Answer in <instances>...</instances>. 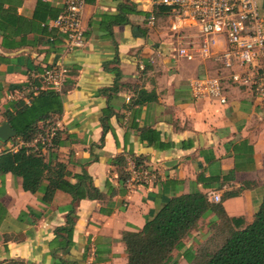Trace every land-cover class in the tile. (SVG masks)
Wrapping results in <instances>:
<instances>
[{"label": "crops", "instance_id": "obj_1", "mask_svg": "<svg viewBox=\"0 0 264 264\" xmlns=\"http://www.w3.org/2000/svg\"><path fill=\"white\" fill-rule=\"evenodd\" d=\"M139 1L89 0L81 13L84 45L66 53L61 35L43 26L63 0H0V123L21 101L18 91L32 73L64 68L62 111L51 119L58 124L52 163L65 166L71 184L87 176L100 194L71 204L56 191L42 204L19 178L0 176V262L53 264L48 245L54 242L52 252L64 264H126L122 233L140 230L165 202L192 192L210 204L216 203L208 195H218L231 230L251 223L264 190V96L233 84L212 58H174L169 38H160L162 19L148 29L142 14L119 16L122 5L146 13ZM255 3L264 33V0ZM216 75L225 103L194 100L189 81ZM19 143H0V153ZM135 162L158 178L135 183ZM71 205L72 245L56 252L64 237L56 231ZM218 224L213 212L198 219L182 248L171 252L176 264L212 249Z\"/></svg>", "mask_w": 264, "mask_h": 264}, {"label": "trees", "instance_id": "obj_2", "mask_svg": "<svg viewBox=\"0 0 264 264\" xmlns=\"http://www.w3.org/2000/svg\"><path fill=\"white\" fill-rule=\"evenodd\" d=\"M119 10L120 17H123V14H142L144 20L147 17L146 13L135 12L131 6L122 5ZM165 11L159 7L155 16L158 17ZM33 84L37 85V82ZM27 100V103H15L14 111L4 114L6 122L15 132V137L11 139L13 145L19 141H31L38 133V123L50 121L62 111L60 91L42 89L35 95H27ZM56 139L57 136L52 140L51 147L45 151L47 160L41 152L33 151L29 147L21 146L14 151H1L0 176L9 173L19 178L21 189L30 194H40L39 202L42 204H48L56 191L70 196L71 204L84 199L98 200L100 194L91 185L90 178L84 175L75 176V183L71 184L67 181L70 175L65 166L56 161L52 163V150L58 146ZM135 169L141 171L149 167L135 162ZM121 175L120 180L125 182L127 176ZM209 212H213L219 220L218 226L215 227V239H219L213 243L212 249L205 247L194 257H185L188 264H264V190L251 223L239 231L229 228V219L218 203H208L206 196L199 192L171 198L151 217L145 218L140 230L122 233L121 242L126 254V264H176L171 252L182 248V239L195 228L198 219ZM73 213L71 205L65 217V225L57 228L56 233H62L64 237L55 244L56 252H63L72 245V220L75 218ZM53 244L48 245L53 264H64L62 259L53 254Z\"/></svg>", "mask_w": 264, "mask_h": 264}, {"label": "built area", "instance_id": "obj_3", "mask_svg": "<svg viewBox=\"0 0 264 264\" xmlns=\"http://www.w3.org/2000/svg\"><path fill=\"white\" fill-rule=\"evenodd\" d=\"M89 0H63L59 13L43 26L61 35L64 52L81 49L84 45L81 29V13ZM146 11L144 20L148 29H153L160 18L165 22L166 37L170 39L173 57L192 61L195 55L212 58L222 70L228 71L227 78L236 85L252 87L260 98L264 96V33L263 20L259 16L255 0H141ZM166 11L155 16L157 8ZM191 31V36L184 31ZM175 44L177 46L174 48ZM212 51H220L213 53ZM67 71L61 67L44 68L32 73L18 91V99L27 100L42 89L61 90ZM222 77L219 75L189 81V90L194 100L207 99L222 105L225 103ZM33 82H37L34 85ZM58 133L55 120L46 121L38 128L29 148L42 152L51 147ZM11 149L21 146V142ZM158 178L155 169L135 171L133 180L137 184L152 183ZM212 203H218L216 194L208 195Z\"/></svg>", "mask_w": 264, "mask_h": 264}, {"label": "water", "instance_id": "obj_4", "mask_svg": "<svg viewBox=\"0 0 264 264\" xmlns=\"http://www.w3.org/2000/svg\"><path fill=\"white\" fill-rule=\"evenodd\" d=\"M15 132L11 129L7 122L0 123V143H4L13 139Z\"/></svg>", "mask_w": 264, "mask_h": 264}, {"label": "rangeland", "instance_id": "obj_5", "mask_svg": "<svg viewBox=\"0 0 264 264\" xmlns=\"http://www.w3.org/2000/svg\"><path fill=\"white\" fill-rule=\"evenodd\" d=\"M166 24H165V22H162V23H160V25L159 26H163V28H164V26H165ZM161 38V41H164L165 39L168 41V39L166 38V36H163V37H160ZM163 38V39H162ZM170 40V39H169Z\"/></svg>", "mask_w": 264, "mask_h": 264}]
</instances>
